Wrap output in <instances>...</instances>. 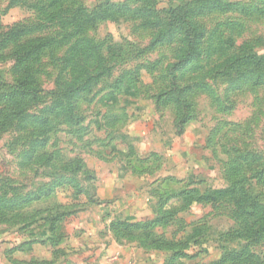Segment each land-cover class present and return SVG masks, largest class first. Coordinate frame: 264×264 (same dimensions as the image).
<instances>
[{
  "label": "rangeland",
  "instance_id": "1",
  "mask_svg": "<svg viewBox=\"0 0 264 264\" xmlns=\"http://www.w3.org/2000/svg\"><path fill=\"white\" fill-rule=\"evenodd\" d=\"M195 1L0 0V238L45 228L73 197L99 203L98 181L124 169L123 189L151 208L140 220L166 201L172 212L126 242L163 264H211L241 244L263 259L264 231L235 232L234 200L264 206V65L233 68L264 55V0ZM15 37L42 43L24 62L34 83L19 85Z\"/></svg>",
  "mask_w": 264,
  "mask_h": 264
},
{
  "label": "crops",
  "instance_id": "2",
  "mask_svg": "<svg viewBox=\"0 0 264 264\" xmlns=\"http://www.w3.org/2000/svg\"><path fill=\"white\" fill-rule=\"evenodd\" d=\"M123 170L98 181L99 203L76 197L64 201L68 210L53 229L45 225L20 238H0V264H163L162 255L158 259L156 253L143 252L110 229L115 219L140 220L151 211L134 202L133 191L123 189L121 179L130 176Z\"/></svg>",
  "mask_w": 264,
  "mask_h": 264
},
{
  "label": "trees",
  "instance_id": "3",
  "mask_svg": "<svg viewBox=\"0 0 264 264\" xmlns=\"http://www.w3.org/2000/svg\"><path fill=\"white\" fill-rule=\"evenodd\" d=\"M196 5L199 2H202L203 4L208 3L209 5H211V7H214L212 10L214 9H218V5L220 3H218V1L215 0H207L206 1H201V0H196ZM224 9H229V7H224ZM211 10V11H212ZM169 11V15L170 17H172L174 20L178 21V22H183V17L184 16H180L177 13V9H168ZM198 10V13H201V11ZM189 12L188 10H185L183 12L184 15H187ZM176 15V17L174 16ZM179 15V16H177ZM185 26V23H184ZM199 26V31H200V36L201 38L203 37L204 34V28L203 26L201 27ZM12 35L17 36L18 33H20V29L18 28L17 30H12ZM163 32V30H162ZM188 35V34H186ZM189 36V35H188ZM18 37V36H17ZM17 37H15L14 39H16V43H17ZM45 41L42 38H36L33 39L31 42H36V41ZM162 40V33L159 32L158 37L155 38L154 40L151 41L150 45H153L154 43H156V41ZM195 42H192V40H188V49L186 50V52H190L192 49V46L194 45ZM3 45L2 40H0V46ZM18 47L12 52V57L14 59V70L15 72H20L24 75V77H19L17 78V80H19V85L23 86L24 83L26 81H28L29 83H34V77L32 76V74H30V72L28 70H26L28 68L27 65H24V62L30 57V55L33 54V52L35 51V49L37 50L39 48L40 45H42V43H40V45L38 46H34L33 49L31 50H23V49H18L19 47H23L24 45H20V44H16ZM185 52V53H186ZM184 53V54H185ZM69 59L66 58L65 61ZM247 62V63H246ZM246 63V64H244ZM252 63H256L257 67L259 68V65H264V55L260 56V57H246V56H242L241 58H239L235 65L237 67L233 68L236 71H239L238 73H242V75L247 74L248 71V66L251 65ZM234 66V65H233ZM245 69V70H244ZM37 89V88H36ZM61 90V89H60ZM68 90L70 92H72V86L69 85L68 86ZM61 92V91H60ZM34 93V91H33ZM54 110H56V106H53V108L50 109L51 112H53ZM49 117H40L37 118V121L35 122V124H38V126H45L47 125L48 121H49ZM44 141H35L33 142V144L29 147V150L26 152H22V160L24 159H31V157L34 155V153L37 151V149H39V147H41V145L44 144ZM81 164V162L79 163V165ZM63 172H66L65 174H67L69 177H74V175H76L77 173L75 171H72L71 169L68 170H63ZM67 184H70V178L69 180H67L66 182ZM235 193V191H234ZM247 200V202L245 203L243 201V197L240 199L239 196H237V198L234 200V205L237 209V211L239 212V214L241 216L244 217L246 223L243 226V228L241 230L237 229L235 230V232L240 235L242 238L247 239L249 238V236H256L259 235L262 231H264V206L261 205L258 201H256L255 198H252L251 196H244ZM242 201V202H241ZM167 202V201H166ZM163 203V205H161L160 210H159V218H156L154 220H148V219H142V220H132L133 218H119V219H115L114 221H112L110 223V229L112 231H114V233L116 232V236L118 238L120 237H124V236H128L127 234L129 232H133L134 230H138V229H144V230H150L152 223L153 222H165V218H167L168 216L170 217V215L172 214V212L170 211L169 207L166 206L167 203ZM66 214L65 211H62V213H58L57 215H55L54 217H52L50 219L49 222V226L51 229H53V227L55 226L56 222L58 220H60L64 215ZM262 221V222H260ZM118 230V231H117ZM197 231L200 232V230H195V232L197 233ZM194 231H192V233H195ZM130 234V233H129ZM243 234H246V236H242ZM120 236V237H119ZM259 237V236H258ZM257 237V239H258ZM242 245V246H241ZM239 245L240 248H238V250H234L232 248V250H228L226 251V253L221 256L219 259L213 261L211 264H221L223 261H227V260H232V262H242V261H246L247 262H256V264H264V257L263 259L260 258L256 253L252 252L251 250L247 249L245 246H243V244Z\"/></svg>",
  "mask_w": 264,
  "mask_h": 264
}]
</instances>
